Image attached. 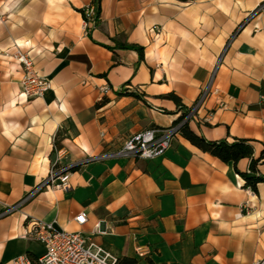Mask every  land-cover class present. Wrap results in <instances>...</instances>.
<instances>
[{
	"label": "crops",
	"instance_id": "1",
	"mask_svg": "<svg viewBox=\"0 0 264 264\" xmlns=\"http://www.w3.org/2000/svg\"><path fill=\"white\" fill-rule=\"evenodd\" d=\"M261 3L101 0L99 22L82 28L80 10L92 0H0V203L35 192L0 219V264L43 254L24 236L26 218L78 232L136 264H264V183L254 193L232 163L180 134L153 160L85 162L187 115L227 43L188 128L210 142L248 141L258 159L264 10L237 29ZM122 46L141 47L143 59ZM17 49L49 81L40 98L22 95L23 70L10 57ZM125 91L141 98L119 95ZM76 166L67 190L39 189L54 167ZM248 168V159L236 164L239 173ZM258 171L264 175V163ZM79 213L86 215L82 226L74 222Z\"/></svg>",
	"mask_w": 264,
	"mask_h": 264
},
{
	"label": "built area",
	"instance_id": "2",
	"mask_svg": "<svg viewBox=\"0 0 264 264\" xmlns=\"http://www.w3.org/2000/svg\"><path fill=\"white\" fill-rule=\"evenodd\" d=\"M81 16L84 28L95 26L99 20L97 3L84 7L81 10ZM10 57L19 63L23 70L21 79L22 95L29 98L42 97L49 88V81L37 74L30 55L17 49ZM218 64L215 65L207 84L180 123L167 129L151 128L134 134L128 137L119 149L90 157L85 162H98L107 159L153 160L162 156L171 147L176 135L179 134L180 126L186 123L193 113L198 111L204 104L211 91ZM108 91L107 87L103 88V94ZM101 100L99 99V101ZM68 177V174L57 177L50 175L39 189L51 187L67 190L69 188ZM57 181L59 182L57 183ZM34 193L12 205L0 203V219L18 211L23 204L30 200ZM25 221L24 236L39 243L44 252L36 259H30L27 255H20L15 257L11 264H116L117 262L114 255L78 232L58 231L52 223H44L31 218H26ZM74 222L79 226L84 225L86 215L79 213L74 218ZM137 254L140 257H146L149 255V251L137 249Z\"/></svg>",
	"mask_w": 264,
	"mask_h": 264
},
{
	"label": "trees",
	"instance_id": "3",
	"mask_svg": "<svg viewBox=\"0 0 264 264\" xmlns=\"http://www.w3.org/2000/svg\"><path fill=\"white\" fill-rule=\"evenodd\" d=\"M97 3L98 14H99V3L101 0H94ZM81 13V11H80ZM123 49L134 50L138 53L139 59H143V49L138 46H122ZM119 95H130L135 98H141V95L127 93H120ZM167 98L179 102V99L174 94H169ZM186 114H183L179 119L175 121L173 125L180 123ZM179 134L186 139L191 145L199 149L200 151L217 158L223 163H232L235 171L245 181V187L250 188L254 193L257 192V185L264 183V175H260L258 171L259 164L264 163V151L261 152L258 159L254 158V151L252 145L245 140H234L232 143H228L226 140L210 142L205 140L203 137L196 135L188 128V121L182 124L179 128ZM241 159L249 160V168L247 173H239L236 170V164ZM78 167L70 168L67 172H74ZM116 264H136L134 259L121 258L117 259Z\"/></svg>",
	"mask_w": 264,
	"mask_h": 264
},
{
	"label": "rangeland",
	"instance_id": "4",
	"mask_svg": "<svg viewBox=\"0 0 264 264\" xmlns=\"http://www.w3.org/2000/svg\"><path fill=\"white\" fill-rule=\"evenodd\" d=\"M183 2H188V1H190V0H182ZM92 3H95L94 2V0H92ZM82 10V9H81ZM80 10V11H81ZM262 10H264V3H261L260 5H258L257 7H256V9L253 11V12H251V13H249L246 17H245V19L240 23V25H239V27H238V29H237V31L242 27V26H244L246 23H248L253 17H255L257 14H259V13H262ZM81 14V13H80ZM98 16H99V14H98ZM82 17V16H81ZM100 20V19H99ZM99 20H98V22H99ZM97 22V23H98ZM83 23V22H82ZM84 26H83V24H82V28H83ZM228 45H229V43H227V45L224 47V49H223V51L221 52V54H220V56H219V59H218V61H217V64L218 63H220L219 61H221V59H222V57L225 55V53H226V50H227V48H228ZM106 100L104 99V98H102V102H101V104H103L104 102H105ZM100 104V105H101ZM69 169H67V168H57V167H54L53 169H51L50 170V173H49V175H48V178L50 177V175H53L54 177H57V176H59V175H65V174H68V176H69V172H67ZM59 181H57V183H58ZM46 188V187H45ZM51 188V187H50Z\"/></svg>",
	"mask_w": 264,
	"mask_h": 264
}]
</instances>
